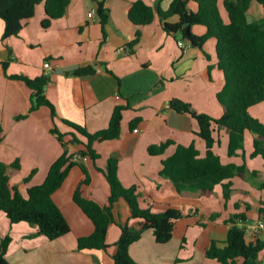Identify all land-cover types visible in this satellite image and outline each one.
<instances>
[{
	"label": "crops",
	"instance_id": "1",
	"mask_svg": "<svg viewBox=\"0 0 264 264\" xmlns=\"http://www.w3.org/2000/svg\"><path fill=\"white\" fill-rule=\"evenodd\" d=\"M133 1L106 0L108 18L101 25L94 1L70 0L65 14L53 19L48 27L41 25L45 18L41 3L35 7L34 16L23 21L18 34L7 38L2 37L4 22L0 18V162L6 167L10 184L25 195L28 187L43 182L49 166L62 152L56 134L50 131L53 121L49 109L41 106L29 112L31 90L23 82L8 77L13 74L29 78L42 76L43 63L48 61L52 69L47 75L44 93L55 108L54 122L60 132L70 130L61 119L82 125L90 133L103 129L108 125L113 108L127 105L122 111L119 137L94 142L92 146L99 157L95 162L84 161L90 180L81 186L83 195L101 206L107 203L109 185L98 168L104 170L109 155L118 152V178L124 187L137 186L141 208L160 212L175 207L181 211L169 241L157 243L152 230L145 229L141 237L129 245L131 258L138 264H218L205 256L210 241L223 245L229 219L234 214H242L246 220L264 215L259 212L260 208L264 209V201L259 198L253 206L244 203L245 211L237 210L235 205L230 208L222 204L221 184L214 185L217 191L213 187L204 194L189 191L180 194L171 180L159 173L162 159L173 153L175 145L167 147L161 155H150L147 151L151 144L173 140L182 145L194 143L200 155L205 154V142L195 133V120L171 108L169 101L178 98L199 113L221 115L222 106L216 93L222 87L223 75L215 66V40L208 38L202 47H197L176 38V34L166 33L156 10L166 11L171 0H144L153 8L155 18L148 24L136 26L127 18ZM220 2L223 5V0ZM90 11L92 16H88ZM221 17L227 21V13L226 18ZM246 17L248 21L264 24V7L251 1ZM167 20L172 23L177 17ZM136 31L140 36L131 48L128 44ZM191 31L202 35L206 28L197 24ZM178 40L186 44L185 48L177 45ZM82 68L92 71L82 75L74 73ZM214 75L219 82L216 87L208 84ZM20 115L25 117L19 118ZM131 122H134L132 127ZM217 137L219 143L213 150L219 155L215 146L222 149L226 145L227 148L228 138L225 131H220ZM78 139L80 143L67 144L70 153L83 148L81 142H85V138L78 135ZM63 140L68 141L69 136H64ZM238 156L239 151L234 156L227 154L229 159L224 161L219 155L224 163L240 165L231 159ZM14 162L18 163L17 168L12 166ZM32 171L30 179L25 181ZM84 178L81 168L73 165L61 186L52 193L53 201L70 227L61 237L48 240L34 225L11 223L0 212V238L11 237L5 253L10 264H113L119 225L136 228L140 220L131 217L125 200L119 198L112 207L114 222L107 228L108 248L76 249L77 238L93 231L91 220L72 199ZM234 190L240 189H230V193ZM207 194L215 195L220 204L215 212L216 204L206 209L201 205ZM257 238L264 240V232ZM256 264H264V250L259 253Z\"/></svg>",
	"mask_w": 264,
	"mask_h": 264
},
{
	"label": "trees",
	"instance_id": "2",
	"mask_svg": "<svg viewBox=\"0 0 264 264\" xmlns=\"http://www.w3.org/2000/svg\"><path fill=\"white\" fill-rule=\"evenodd\" d=\"M96 3V12L103 25L108 18L105 7L106 0H92ZM251 1L264 7V0H223V7L227 13L224 21L219 13L216 0H171L166 11L156 10L163 30L168 34H180L191 45L202 47L208 38L215 40V66L223 75L221 89L216 98L222 106V113L213 117L206 113H199L191 105L181 99L172 98L169 106L177 112L189 114L197 123L196 134L205 142V154L200 155L194 143L188 145L176 144L173 140H166L158 144H151L147 151L150 155H161L167 147L175 145L172 154L162 159L160 175L169 178L175 190L184 194L185 191L204 194L212 191L215 184H221L224 198H228L231 180L236 175L245 172L243 162L236 165L233 162L224 163L213 150L219 143L217 134L225 131L228 138L227 154L234 156L242 150L245 132H250L252 151L250 157L260 156L264 160V124L250 115L251 106L264 102V24L263 21H248L246 12ZM43 4L45 18L42 27H48L53 19L63 16L70 0H0V18L4 22L3 38L16 35L23 27V21L34 16L35 7ZM191 4L195 7L192 8ZM176 16L177 21L168 22L167 19ZM128 20L141 26L152 22L155 18L153 8L144 0L131 3ZM203 25L206 31L202 35H195L191 31L193 25ZM140 33L129 42L133 47ZM4 67L6 64H3ZM91 68L77 69L74 73L82 75L91 72ZM12 79L23 82L30 90L29 112L46 106L53 121L50 131L56 134L61 143V154L51 163L42 183L30 186L25 195L9 182L5 165L0 162V212L5 214L11 223L26 222L36 227L37 232L48 240L61 237L70 231L62 212L52 199V193L61 186L63 180L73 165H78L85 178L77 186L72 195L73 201L87 215L93 224V231L89 235L80 236L76 241V249H107L106 233L108 225L114 222L112 207L115 201L123 198L128 205L132 218L140 220L138 227L127 224L119 225L120 235L114 243L115 251L112 255L113 264H138L129 255V245L137 241L145 229H151L157 243H165L172 236L174 223L181 217V211L175 207H168L160 212H153L149 208H141L138 200L137 186L124 187L118 178V162L120 155L113 152L109 155L102 171L109 185L107 203L103 206L87 198L81 191V186L89 183V175L81 159H73L67 144L80 143L78 135L85 138L83 148L75 154L80 158L87 156L95 162L99 154L93 148V143L118 138L122 111L127 105H116L109 118L108 125L95 132H88L84 126L61 121L70 127L67 132H60L54 120L57 116L53 104L44 93L47 76L29 78L21 74L8 75ZM25 117L20 115L19 118ZM134 122L130 123L132 127ZM68 135L69 140L63 137ZM17 168L18 163H12ZM34 172L25 178L28 181ZM264 188V183L261 184ZM236 206V205H235ZM261 213L264 212L260 208ZM242 214H234L229 219V228L222 246L218 241L211 240L205 250V256L217 261L218 264H256L259 253L264 250V240L249 239L242 228L236 225V219ZM11 241L10 235L0 238V264H10L5 258L7 247Z\"/></svg>",
	"mask_w": 264,
	"mask_h": 264
},
{
	"label": "rangeland",
	"instance_id": "3",
	"mask_svg": "<svg viewBox=\"0 0 264 264\" xmlns=\"http://www.w3.org/2000/svg\"><path fill=\"white\" fill-rule=\"evenodd\" d=\"M216 4L220 14L224 18H226V13L222 2H220V0H216ZM175 37L181 38L178 34H176ZM218 83V79L216 75H214L212 77V82H209L208 84L212 87H216ZM248 112L250 113V115L257 118L261 123L264 124V102L250 107L248 109ZM225 142V139H223L222 145H224ZM226 149V145L222 149H219V147L215 146V150L219 153L220 157L224 161L229 159L226 154ZM251 150L252 134H249L247 132L244 137L243 148L239 151L240 156L231 158L233 161L239 164H242L244 162L246 170L240 176H235L232 179L230 189L239 188L240 190H245L246 192L234 190L232 193L229 192V196L227 199L224 198L223 195H221V197H223L222 204L225 203L230 208L231 206L236 205V209L239 211H245L244 203L253 206L255 205L256 200H258L259 198L264 201V188L261 187V184L264 183V160L259 156L250 157ZM214 188L215 191L218 190V187ZM222 191L223 189H219V193H222ZM206 197V200L202 201L201 203L203 209L210 207L212 204H216L215 207H213L215 212V208L217 207V205H220L217 202L216 196L213 194H207Z\"/></svg>",
	"mask_w": 264,
	"mask_h": 264
},
{
	"label": "built area",
	"instance_id": "4",
	"mask_svg": "<svg viewBox=\"0 0 264 264\" xmlns=\"http://www.w3.org/2000/svg\"><path fill=\"white\" fill-rule=\"evenodd\" d=\"M93 12L90 11L88 12V16H92ZM177 45L181 48H185L186 44L183 43L182 40H178L177 41ZM43 75L47 76L49 74V72L52 69V66L50 65V63L48 61H45L43 63ZM134 131H138L137 129H134ZM73 159H81L82 161H86L88 160L87 156H83L80 158L79 155L74 154L73 155ZM236 225L239 228H242L243 231L245 232V234L251 238V240L256 239L257 236L261 233L264 232V215L257 217L256 219L253 220H246V219H242V218H237L236 219Z\"/></svg>",
	"mask_w": 264,
	"mask_h": 264
}]
</instances>
